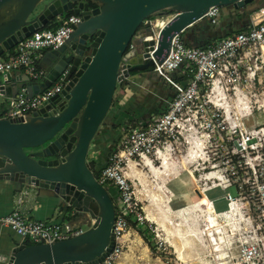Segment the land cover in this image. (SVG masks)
<instances>
[{
	"label": "water",
	"instance_id": "water-1",
	"mask_svg": "<svg viewBox=\"0 0 264 264\" xmlns=\"http://www.w3.org/2000/svg\"><path fill=\"white\" fill-rule=\"evenodd\" d=\"M255 1L0 0V56L57 17L80 16L64 44L43 51L40 79L32 80L19 70L0 74V94L6 97L22 88L32 97L60 77L64 83L31 114L0 119V181L49 191L58 199L61 220L88 226L79 235L52 243L23 241L1 264H97L111 253L116 204L97 182L87 156L117 86L131 77L132 70L160 65L172 39L181 33L188 36L184 31L204 20L210 7L220 6L226 12ZM261 7L264 1L255 6ZM164 13L173 17L155 38L134 39L140 29L143 38L150 34L147 18ZM130 42L138 57L121 72Z\"/></svg>",
	"mask_w": 264,
	"mask_h": 264
},
{
	"label": "built area",
	"instance_id": "built-area-1",
	"mask_svg": "<svg viewBox=\"0 0 264 264\" xmlns=\"http://www.w3.org/2000/svg\"><path fill=\"white\" fill-rule=\"evenodd\" d=\"M222 16H226L224 9L212 6L204 20L216 27ZM79 21L80 16L72 13L57 17L50 26L18 42L12 50L0 56V74L19 70L32 80L40 79L42 71L38 61L42 52L64 44ZM147 23L151 25V22ZM142 31L136 32L134 39H145ZM137 57L138 49L130 42L122 57L120 71ZM152 70L171 91L165 110L144 121H123L122 128L125 122H131V126L124 133L118 131L115 141L107 147L106 164L99 171H94L97 182L108 191H114L115 195H110L116 204L114 247L97 264H115L131 225L134 224L136 228L144 225L142 208L132 184V169L151 156L166 157L164 151L178 141L191 120L194 131L198 119L199 122L205 121V128L218 130L219 113L216 109L207 111L214 104L213 99L217 100L222 95L223 99L228 98L243 105L244 98L252 88L261 85L264 76V8L248 14L242 29L203 46L187 45L181 34L176 35L168 56L160 65L154 63ZM62 81L63 77L58 78L51 86L32 97L27 96L24 88L18 90L14 97L0 94V119L25 117L38 110L44 101L61 91L64 85ZM226 92H232V96ZM113 100L114 104L122 106L123 91L116 89ZM191 107L195 108V113L186 117ZM206 111L211 112L209 120L205 116ZM216 141L220 144L207 154V162L211 169L220 166L221 173L218 176L215 172H209L218 182L202 190L197 187V191L204 195L208 190L220 188L224 191L222 198L226 201V209L222 212L232 217L246 213L242 215V221L248 225L237 231L234 247V240L231 242V239H226L224 242L228 251L224 258L225 264H264V125L250 129L233 125L222 136L217 135ZM193 180L196 181L195 177ZM231 188L235 189V195L230 193ZM16 203L19 205L21 199L18 198ZM0 225L10 228L22 241L30 244L68 239L82 233L86 226L67 220L33 219L18 210L17 206L11 213L0 215ZM231 249H236V255L232 254ZM235 258L238 259L236 263L232 262Z\"/></svg>",
	"mask_w": 264,
	"mask_h": 264
},
{
	"label": "rangeland",
	"instance_id": "rangeland-1",
	"mask_svg": "<svg viewBox=\"0 0 264 264\" xmlns=\"http://www.w3.org/2000/svg\"><path fill=\"white\" fill-rule=\"evenodd\" d=\"M248 7H245L244 10L248 11L251 6ZM244 10L241 9V12H239L243 14ZM240 13L238 14L239 16ZM167 15L169 14H157L147 18L146 21L151 22L150 27L153 34L158 32ZM243 16H240V18H244ZM224 19L229 22L227 30L229 34L231 32V21L228 16ZM233 30H236L235 26H233ZM125 84L128 85V82H125ZM263 92L264 76H262L261 85H256L246 95L243 105H239L228 98L223 99L222 95L217 100L213 99L214 104H211L207 111L216 109L219 113V122L217 124L220 125V128L218 130L214 128L211 131L210 128H205V121L199 122L200 120L198 119L195 124L196 131H194L191 127L193 123L191 120L189 123L187 122L188 125L182 131L178 141L164 151L166 157L156 158L151 156L152 161L147 158L157 169L160 168L159 166L162 167L164 165L163 162L166 161L167 165L165 163V166L167 167L164 166L165 170H160L158 175L155 173L157 171H155L156 175H154L150 166L145 165L147 163L146 159L143 163L136 166L137 175L140 177L144 174L146 175L140 178L135 176V172L133 175L135 177H132L137 201L142 208L141 213L144 216V225L139 228H136L134 224L131 225V229L124 237L122 253L115 264H200L197 261H189L188 263L187 260L180 263L178 259H183V256L191 257L190 260L200 256H209L210 259L217 257L216 264H225L224 258L227 256L228 251L224 242L227 241L226 239H231V242L234 240L233 247L236 245L237 231L248 227L247 223L242 221L244 219L242 215H246V213L233 217L229 216V213L224 214L221 210L226 209V201L222 198L224 191L220 188L206 191L207 196L214 199L215 205L206 195H201L198 198L194 189L198 190L199 188L202 190L218 182L215 176L209 175V172H215V175L218 176L221 173L220 166L211 169L210 164L207 162V154L220 144V142L216 141L217 135L222 136L233 125H239L246 129L264 125ZM226 94L232 96V92H226ZM253 94L257 96H253ZM256 99L260 101H256ZM165 100L167 101L168 99H164L160 107L165 108ZM114 102L115 100H113V104ZM240 107H242L243 111L240 110ZM207 111L205 116L209 120L211 112ZM186 113V117H190L192 113H195V108L191 107ZM129 126H131V122H125L123 128L121 123L116 124L113 131L121 130L124 133L129 129ZM208 134L211 136H208ZM92 145L93 143H91ZM87 163L93 171L97 169L92 153L87 156ZM149 168L152 172H150L151 174L149 173ZM180 172H182V175L178 179L166 185L171 178H175ZM192 176L195 177L196 181L193 180ZM140 179L145 182L142 180L141 182ZM167 187L173 192L171 202L173 208L185 204L189 205L178 210L170 209L168 203L170 191ZM229 191L232 195H235L234 188L229 189ZM110 194L115 195L114 191H110ZM196 198L198 199L195 200ZM194 211H197L196 215L194 213L188 214ZM181 218L183 220L186 218L187 220L183 221ZM87 228V226H84V229ZM231 252L233 255L237 253L236 249H231ZM237 261L238 259L236 258L232 260L234 263Z\"/></svg>",
	"mask_w": 264,
	"mask_h": 264
},
{
	"label": "crops",
	"instance_id": "crops-1",
	"mask_svg": "<svg viewBox=\"0 0 264 264\" xmlns=\"http://www.w3.org/2000/svg\"><path fill=\"white\" fill-rule=\"evenodd\" d=\"M263 1L264 0H256L255 2L252 3V6L255 7L256 5H258V3H262ZM226 17L227 15L225 17L222 16L219 24L225 21L228 22L227 19H224ZM229 20L231 21L230 29L233 28V26L237 28V24H239V26L242 27V25L246 21L245 18H240V17L239 18L233 17L232 19L230 18ZM124 82H128V85H126ZM124 82L117 86V90H120L121 92L123 91L122 106L127 104L129 101L132 102V106H133L132 113L130 112L123 115L124 121H126L127 119L144 121L149 119L151 116L156 115L163 111V110H155L150 106H145L139 101V97H144V98L151 97L153 101L154 99L164 101L166 95L170 97L171 94L170 88L163 82L161 78H159L153 72V70L145 71L141 73L138 72L134 75H131V77ZM262 94H263L262 101L264 102V92ZM241 111H243V109H241ZM116 132H118V130L114 131V134H116ZM96 153L97 152L95 151L93 155H96ZM135 172L137 173L138 171L133 168L132 175H134ZM181 175L182 172H180V174H178V176H176L175 178H171L166 185L178 179ZM169 191H170V196L168 203L170 209L178 210L180 208H184L189 205V204H185L173 208L171 206L173 192L170 189ZM194 192L197 195V190L194 189ZM200 196H198V198ZM18 198L21 199V203L19 205H17L16 203V200ZM16 206L18 207V210H20L23 214L33 219L54 220V221H58L61 219L60 209L58 206V199L52 196L49 191L44 189H39L30 185H21L14 182L0 181V215H7L11 213ZM162 212L163 214H165L164 211ZM190 213L191 214L194 213L196 215L197 211L189 212L188 214ZM181 219L183 220V218ZM22 242L23 241L21 237L17 235L13 230H11L8 227L0 225V264L6 262L8 257L12 254V250L14 249V247H16ZM208 246L210 247L209 244ZM190 258L191 257L183 256V259H178V261L180 260V263L181 261L183 262L185 260H187L188 263L189 261H197L200 264L217 263V259L215 257L210 259L209 256H200L194 258L193 260H190Z\"/></svg>",
	"mask_w": 264,
	"mask_h": 264
},
{
	"label": "trees",
	"instance_id": "trees-1",
	"mask_svg": "<svg viewBox=\"0 0 264 264\" xmlns=\"http://www.w3.org/2000/svg\"><path fill=\"white\" fill-rule=\"evenodd\" d=\"M247 6H249V7L251 6L250 8L248 7L249 8L248 11L244 10L245 7H247ZM247 6L242 8L245 11L243 14L240 13L241 9L235 10V9L229 7L226 9V15L229 18H232V17H234V15H237V17L239 18L240 16H243L245 14L243 17L246 18L248 14H250L251 12L256 10V8L254 6H252L251 4H248ZM90 7H95V4L90 3ZM239 13H240V16L238 15ZM68 14H71V13H68ZM55 20L56 19H54L52 22H55ZM228 23L229 22L225 21V22H221L220 24H218L217 27H212L206 22V20L200 21L199 24L196 23L193 27H190L184 31L187 33L188 36H185L184 33H181V37L187 45L203 46V45L209 43L210 41H212L216 38H222V37L226 36L228 34V32H227L228 26H229ZM51 24H53V23H51ZM51 24L49 23L47 25V27L50 26ZM236 29L240 30V29H242V27L239 26V24H237ZM230 31L232 32L233 28H231ZM145 71H152V67H150L149 69H147ZM145 71H139V73L145 72ZM136 73H138V71H136V70L131 71V75H134ZM165 97H166L165 99H168L171 96L169 97L168 95H166ZM139 101L143 105L150 106L155 110H163L164 111L166 108V106H165V108L160 107L162 105L161 103L163 100L154 99V101H153L151 99V97L150 98L139 97ZM132 107H133L132 102H130V101L123 106H117L116 104H113L111 109L109 110L107 116L104 119V122L102 124L103 127H100L98 129V131H97V133H96V135L92 141L93 145L89 149V153L93 154L95 151L98 152L93 158L95 166L98 169V170L97 169L94 170L95 172L99 171L106 164L105 153L107 151V147H108V145L112 144L118 136V133L114 134V131H113L114 126L116 124H120L124 121L123 115L130 113V112L132 113V111H133ZM105 146H106V148H105ZM206 196H207V194H206ZM207 198L210 199L214 204V199H211L208 196H207ZM197 199L198 198H196L195 200H197ZM60 220H58V221H60ZM24 242L26 244H30L28 241H24Z\"/></svg>",
	"mask_w": 264,
	"mask_h": 264
},
{
	"label": "bare ground",
	"instance_id": "bare-ground-1",
	"mask_svg": "<svg viewBox=\"0 0 264 264\" xmlns=\"http://www.w3.org/2000/svg\"><path fill=\"white\" fill-rule=\"evenodd\" d=\"M171 17H173V14H169V15L166 16L165 20L162 22V24H161V26H160V28H159V30H158V32H157L156 34H153V33H152V30H151L150 34H149V33H146V34L144 35V38H145V39L154 38L153 35L156 36V35L159 33L160 29H161V28L167 23V21H168L169 19H171ZM146 160H147V161H146L147 163H146L145 165L148 166V167L150 166V168L153 170V173H154L155 171H157V172H155V173H157V175H158V172H159L160 170H163V169L165 170V169H166L165 167H167V166H165V163H166V161H165V162H163L164 165H163L162 167L159 166L160 168H158V169H159V170H158L156 167H154L155 165L153 166V165L150 163L152 160H151V161H150L149 159H146ZM166 160H167V159H166ZM153 164H154V163H153ZM166 165H167V163H166ZM164 166H165V167H164ZM163 167H164V168H163ZM150 168H149V170H150ZM135 169H136V168H135ZM149 170H148V171H149ZM150 172H151V170L149 171V173H150ZM151 173H152V172H151ZM151 173H150V174H151ZM155 173H154V175H156ZM167 174H168V173H167ZM169 174H170V173H169ZM144 175H145V174H144ZM144 175H142V177H143ZM161 175H162V174H161ZM161 175H160V176H161ZM135 176L138 177L139 175H137V173H136ZM135 176H133V177H135ZM145 176H146V175H145ZM145 176H144V177H145ZM137 177H136V178H137ZM139 177H140V176H139ZM142 177H140V178H142ZM143 179H144V178H143ZM138 180H139V179H138ZM141 180H142V179H140V181H141ZM142 181H144V180H142ZM142 181H141V182H142ZM144 182H145V181H144ZM144 182H143V183H144ZM165 216H166V215H165ZM210 226H211V225H210ZM211 227H212V226H211ZM189 239H190V238H189ZM208 242H209V241H208ZM180 258H181V256H180Z\"/></svg>",
	"mask_w": 264,
	"mask_h": 264
}]
</instances>
